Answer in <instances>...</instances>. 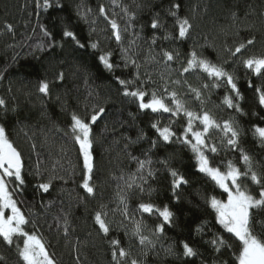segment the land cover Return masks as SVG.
<instances>
[{
	"label": "trees",
	"instance_id": "1",
	"mask_svg": "<svg viewBox=\"0 0 264 264\" xmlns=\"http://www.w3.org/2000/svg\"><path fill=\"white\" fill-rule=\"evenodd\" d=\"M120 4L127 5L131 11H135L137 19L135 30L140 31L143 39L137 41L136 49L140 62L143 65L141 73L145 70L151 73L155 85L149 88L160 87V74L166 77L171 75L172 79H187L193 87L199 88L207 83L206 74L194 71L179 77L181 61L187 53L196 47L204 56L213 62H222L228 59L224 51L226 47H235L242 39L255 38V44L249 47L244 57L260 55L264 53V0H181V15L188 16L193 24L190 37L183 42H173L159 39L154 46L153 55L160 52L161 48L175 49L180 53V60L165 68L162 63L147 60L149 56L148 43L154 30L150 23L156 13L164 15L169 6V0H118ZM62 10L50 9L43 12L35 8L33 0H0V98L6 101L9 109L15 108L14 114L10 113L9 121L10 138L15 146L23 154L26 164L34 166L37 158L44 168L50 169L57 164V172L64 175L67 183L56 180L49 193L40 194L34 191L32 185L37 181L34 177H28V188L25 192L26 204L22 210L26 214L35 213L37 227L43 234L49 246V252L54 255L57 264H112L107 239L98 233V226L93 223L94 211L100 204L108 205L109 219L118 225L122 219L118 192L124 188V182L117 177H127L135 172L136 164L127 155L124 145L125 137L135 139L138 129H144L150 137H154V131L149 125L154 120H161L163 124L168 123L170 114H153L150 112L138 113L136 104L129 102L121 95L122 89L115 82L113 76L105 72L96 59L99 50H93L88 45L99 41L100 50L112 51L114 58L119 61V48L112 36L109 23L99 15L98 8L101 4L108 10L110 18L117 19L123 26L120 7L111 3V0H61ZM83 4L93 10L90 19H95L96 24L90 25L78 20L75 14L76 7ZM139 5V7H137ZM40 13L37 15V13ZM115 12L119 15L112 16ZM236 13L233 18L232 13ZM61 18L71 21L73 31L84 49L77 48L71 40H65L63 47L54 49L47 47L48 40L40 31V24L47 25L53 29L55 25L56 39L61 40L59 21ZM5 22L13 25V31L4 29ZM167 30L174 31L173 20L166 17ZM95 28V31H92ZM163 30L155 33L162 36ZM132 39L131 32L124 36V46ZM38 44H45L44 50L36 48ZM157 59L159 56L157 55ZM229 71H233L238 77L244 101L242 107L248 116L238 117L231 110L221 105L222 97L226 89L220 87L205 92V105L212 115L222 121L235 117L239 120L242 131L239 147L244 149L254 160L264 162V150L260 148L250 131H247L252 123H259L252 116L253 111L260 112L257 107L253 89L248 87L251 80L255 86L264 87V79H258L236 61L226 65ZM64 72L63 82L51 84V95L45 97L38 92V84L42 79L54 81L58 72ZM132 69L117 71L116 75L131 79ZM143 79V75H142ZM182 95L186 93L183 83L172 85ZM60 97L57 102L56 97ZM188 107L199 111L200 104L190 96H184ZM64 104V109L61 107ZM101 105L106 108V114L93 125V133L96 139L94 144L95 171L94 183L97 185L95 198H88L83 203L79 197L83 195L78 185L82 182V158L78 155V146L64 135L70 123L73 110L85 114V109L90 111L93 105ZM129 113H135L136 118L130 117ZM185 120L176 118L175 130L182 131ZM264 126V124H261ZM59 129V130H58ZM27 134V135H25ZM213 139L218 143L219 134L213 132ZM35 144V149L32 145ZM63 147L64 151H61ZM146 142L132 145L127 149L133 155L143 158L142 153L146 151ZM152 159L155 162L165 156L172 155V166L177 168L189 181L179 189L180 201L175 202L171 191V177L154 163V168L160 169L155 179L149 181L151 195L141 194L136 190H127L122 193L126 198L129 213L135 214L136 219H142L148 228H154L161 223L158 215L141 214L137 212V205L148 202L163 207L168 205L175 213L173 226H165V234L157 245L156 251L150 252L146 264H201V257L190 260L165 257L162 248L175 242L177 252L180 251L181 240H192L194 246L203 254L207 264H213L218 255L211 248L204 245L199 237L193 235L192 230L201 220L214 223V214L205 203L203 197L206 194L216 195L225 199L222 190L216 188L208 178L199 173L195 168L193 154L181 145L173 143L158 150H153ZM240 153L234 150L223 149L214 159L220 161L233 160L239 166ZM73 167L76 174H72ZM264 170V169H262ZM49 201L53 203L49 204ZM44 206H41V205ZM71 205L70 230L65 237L63 231L55 226L54 218L67 211ZM51 226V227H50ZM131 227V224H129ZM26 230L31 231L29 225ZM214 231H222L216 226ZM112 237L119 238L122 246L131 248L133 257L140 255V248L136 241L125 236L123 229L114 230ZM227 237V234H225ZM205 236L203 239H208ZM235 248L224 252L221 260H227L233 264ZM157 252L159 255H157ZM0 255L7 257V264H17L16 249H9L0 243ZM77 257L79 258L77 260Z\"/></svg>",
	"mask_w": 264,
	"mask_h": 264
},
{
	"label": "snow or ice",
	"instance_id": "2",
	"mask_svg": "<svg viewBox=\"0 0 264 264\" xmlns=\"http://www.w3.org/2000/svg\"><path fill=\"white\" fill-rule=\"evenodd\" d=\"M35 8L43 12L50 9L62 10L61 0H33ZM111 3L120 7L123 26L117 19L110 18L108 10L103 4L98 8L99 15L109 23L112 36L119 48V61L114 58L112 51L100 50L99 41L88 45L93 50H99L100 54L96 57L98 63L108 74H111L115 82L121 87V95L129 102L136 104L138 113L150 112L153 114H170L168 123L163 124L161 120H154L149 127L154 131L155 136L150 137L144 129H138L135 139L125 137L124 145L127 155L131 161L136 164V170L127 177L121 175L117 179L124 182V188L117 193L119 203L123 207L120 209L122 219L118 225L109 219L108 205L100 204L93 214V223L98 226V233L102 234L109 246L112 264H146L150 252L156 251L157 245L165 234V226H173L175 213L168 205L160 207L152 203L141 202L137 205V212L143 216L158 215L161 223L154 228H148L142 219H136L135 214L129 213L126 198L122 193L127 190H136L141 194L147 193L150 197L154 189L150 188L149 181L155 179L160 169L154 168V163L159 164L160 168L165 170L171 179V191L173 200L180 201L179 189L187 185L189 181L179 170L172 166V155L165 156L155 162L152 159L153 150L166 147L176 143L183 148L188 149L194 157L196 170L203 174L212 184L222 190L226 199H220L216 195L206 194L203 199L205 205L211 209L214 214V223L208 220H201L192 230L195 237H199L203 244L210 247L212 252L218 254L213 264H228L227 260H221L219 257L224 255L225 251L235 248L233 252V264H264V162L254 160L251 155L239 147L240 137L243 129L239 126V120L230 117L218 121L212 113L204 107L205 92L210 89L224 87L225 95L222 97L221 105L231 110L238 117L248 116L249 113L242 107L244 96L238 87V77L233 71H229L226 65H231L236 61L243 68L258 79H264V53L260 55H250L244 57L243 53L255 44V38L242 39L234 48L226 47L228 59L222 62H213L204 56L201 51L193 47L181 61L179 77H184L194 71L206 74L208 81L199 88L193 87L187 82V79H172L171 75L167 77L160 74V87L149 88V85H155L151 73L147 70L142 74V64L137 52V41L143 39L141 32L135 30V21L137 15L131 11L127 5L120 4L118 0H111ZM139 7V5H137ZM181 0H169V6L165 9L164 15L156 13L150 23L154 34L148 43L149 56L148 61L162 63L168 68L171 63L180 60V53L175 49L161 48L160 52L153 55L154 46L159 39L173 42H183L191 35L193 24L188 16L181 15ZM93 10L83 4L76 7V17L85 23L96 24L95 19H90ZM40 13L38 12L37 15ZM112 16L119 14L113 12ZM233 18L236 13H232ZM166 17L173 20L174 31L167 30ZM40 31L43 37L47 38V47H63L65 40H71L79 49H84L85 44L81 43L77 33L73 31L71 21L61 18L59 29L61 40L56 39L55 25L50 29L45 24H40ZM4 29L8 32L13 31V25L5 22ZM163 30L162 36L155 35L156 32ZM95 31V28H92ZM131 32L132 39L124 46V36ZM45 44L36 46L39 50H44ZM157 55L159 59H157ZM132 69V78H122L116 75L117 71H126ZM143 75V79H142ZM2 78V74H0ZM64 72H58L54 81L42 79L38 84V92L45 97L51 95V84L63 82ZM183 83L186 87V93L182 95L172 85ZM248 87L253 89L257 107L264 111V87L255 86L251 80L248 81ZM184 96H190L200 104L199 111L188 107ZM60 102V97H56ZM62 109L64 104L61 103ZM15 108L9 109L6 101L0 98V243L9 249H16L17 264H57L54 255L49 252V246L46 243L43 234L36 224L35 213L28 214L22 210L26 204L25 192L28 188V177H34L36 183L32 185L35 192L42 194L49 193L56 180L64 181L67 179L64 175L57 172V164H53L50 169L44 168L39 158L34 166L26 164L23 154L15 146L10 138L9 121L12 118L10 113L14 114ZM106 114V108L101 105H93L89 111L86 107L85 114L73 110L69 113L70 123L67 131L64 133L74 145L78 146V155L82 158V182L78 187L83 195L79 197V202L83 203L88 198H95L97 185L94 183L95 156L94 144L96 139L93 133V125ZM133 121L136 118L135 113H129ZM252 116L257 118L259 123H252L247 131H250L262 150H264V115L253 111ZM176 118H183L185 124L179 133L174 125ZM59 130V129H58ZM213 132L219 134V142L213 139ZM27 135V134H25ZM141 142H146L148 148L142 153L143 158L127 152V149ZM33 144L32 148L35 149ZM238 151L240 153L239 166L233 160L220 161L217 163L215 157L223 149ZM63 152V147L61 148ZM72 174H76L73 167ZM49 204L53 201H49ZM41 206H44L43 204ZM71 205L67 211L62 210V214L54 218L55 226L63 231L65 237L69 235L71 226ZM131 224V227H129ZM31 225L32 230H26ZM219 226L222 231H214ZM51 227V226H50ZM123 229L125 236L129 241L135 240L140 248V255L133 257L131 248L122 246L119 238L111 236L114 230ZM227 234V237L225 236ZM208 236V239H203ZM180 251L176 250V243L169 244L162 248L165 257L171 256L177 259L190 260L201 257V264H207L203 254L194 246L192 240H181L179 242ZM157 255L159 253L157 252ZM79 258L77 257V260ZM0 264H7V257L0 255Z\"/></svg>",
	"mask_w": 264,
	"mask_h": 264
},
{
	"label": "rangeland",
	"instance_id": "3",
	"mask_svg": "<svg viewBox=\"0 0 264 264\" xmlns=\"http://www.w3.org/2000/svg\"><path fill=\"white\" fill-rule=\"evenodd\" d=\"M225 199H226V197H225Z\"/></svg>",
	"mask_w": 264,
	"mask_h": 264
}]
</instances>
